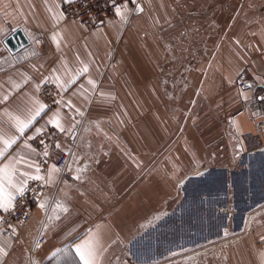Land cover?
<instances>
[{"label": "crops", "instance_id": "crops-1", "mask_svg": "<svg viewBox=\"0 0 264 264\" xmlns=\"http://www.w3.org/2000/svg\"><path fill=\"white\" fill-rule=\"evenodd\" d=\"M69 1L0 0V136L16 141L0 162L23 155L38 165L29 139L37 129L53 127L49 121L54 117L88 158L81 182L68 183L59 171L52 173L34 209L33 224L47 233L41 264H82L75 248L85 240L96 245L98 264H128L136 247L147 244V228L163 209V186L186 184L195 175L205 179L213 170L226 174L221 206L230 202L233 208L227 215L218 211L217 235L205 233L203 242L182 249L225 243L228 260L222 264H264V116L237 115L242 99L262 94L254 84L264 81V0L216 2L229 13L218 36L219 56L198 81L202 94L191 97L187 115L192 126L197 124L195 108L201 98L208 100L205 88L212 90L216 110L209 117L216 126L209 124L198 135L174 130L164 116V90L156 78L162 43L178 31L176 11L188 0H128L120 15H108L93 28L65 20L62 8ZM19 29L30 46H47L46 53L23 65L4 46ZM204 44L209 51L212 41ZM242 71L252 84L237 89L233 83ZM48 84L60 89L61 100L52 109L45 107L21 135L14 118L24 119L44 105L38 91ZM19 167L36 175L34 168ZM236 175L246 186L241 207L231 201ZM156 200L159 205L147 211ZM9 210L0 209V217ZM179 210L178 217L185 209ZM230 232H237L235 242L213 240ZM191 235L181 236L189 243L185 237ZM0 249L7 253H0V264H32L26 249L2 233Z\"/></svg>", "mask_w": 264, "mask_h": 264}, {"label": "rangeland", "instance_id": "rangeland-1", "mask_svg": "<svg viewBox=\"0 0 264 264\" xmlns=\"http://www.w3.org/2000/svg\"><path fill=\"white\" fill-rule=\"evenodd\" d=\"M218 1L219 0H188L183 4L184 6L181 5L178 7L176 12L179 21V29L162 43L163 52L159 61L156 78L164 90V116L168 118L169 122L170 120L171 122L173 121L171 125H174V130H178V133L187 132L190 129L195 131L198 135L199 132L197 131H205L209 124H212L213 128L216 126L214 121H210V119H212L210 115H213L216 110L215 100L211 98V94L214 93L212 90L208 91L207 89L206 91L205 88L208 100L201 98L198 107L195 108V122L197 124L192 126V116L187 118V115L189 114L188 107L191 97L193 95L200 96V93L202 94V88L198 87V81H202V79L207 76L208 65L215 64L219 56L218 36L222 34L224 28L222 19L227 10L224 5H218L216 3ZM222 1L224 2L225 0ZM226 14L229 13L227 12ZM205 39L212 41L209 51H205ZM116 57L117 56L114 57L113 62H116ZM199 69L200 71L198 72ZM241 73H245V71ZM214 96H216V94H214ZM207 117L209 118L206 120ZM178 137L180 138L179 135ZM179 145H181V143H179ZM81 150L82 153H79L77 157H72L71 165L83 167L88 163L87 155L84 153L82 146ZM213 171L215 173L207 174L206 178L201 181L190 180L186 184L184 182L178 185L172 184L163 186V209L157 218L153 217L151 224H149L147 228V244L136 247L133 256L135 259L131 256L130 260L128 259V264H135V260L140 262L138 264H187V261H183L185 256L203 250L202 248H182L188 244L197 245L203 242L202 239L206 235L202 233L208 230L209 235H211L212 232L218 228L215 225H206L204 215L200 213V209L205 206L201 203V197L204 194L210 198L205 200L208 202L210 208L215 206L214 209L219 211V207L225 204L224 199L220 197L221 194L217 196L216 194L224 189L226 174L221 175L218 174L219 172L217 170ZM86 173L87 172L84 170V175L81 176V179L74 182H68L63 178L62 180L68 183L81 182ZM193 177H196V175ZM234 177L235 176H233V179ZM234 186L236 192L235 197L231 201H233L232 203L234 206L241 207L243 203L242 196L246 190L245 181L241 175H236ZM257 186L258 185H256V187ZM186 201L190 203V207H185L184 202ZM157 205H159V201L156 200L147 211ZM228 205L229 208L233 206H231L230 202H228ZM191 207L195 209V211L192 212L190 210ZM179 208L185 209L183 212L184 215L182 213L180 217H178V213H181ZM196 211L199 212L198 215H196ZM190 229L193 231L192 239L189 240V243H186L187 241L183 240L181 235L186 234ZM224 236L227 237L213 240L235 239L237 238V232L226 233ZM213 251L217 253L218 248H214ZM179 254L182 255L178 257L177 255ZM201 254L202 253H198L196 255ZM213 257L215 260L220 258L218 255Z\"/></svg>", "mask_w": 264, "mask_h": 264}, {"label": "built area", "instance_id": "built-area-1", "mask_svg": "<svg viewBox=\"0 0 264 264\" xmlns=\"http://www.w3.org/2000/svg\"><path fill=\"white\" fill-rule=\"evenodd\" d=\"M126 1L128 0H72L64 3L62 10L66 21H75L86 28H93L103 23L108 15L115 13L116 9L121 8ZM46 51L47 46L44 42L38 49L28 46L12 57L17 65H23L39 58ZM111 60V64L115 66L114 59ZM251 84L245 73L239 74L234 81V87L237 89H244ZM254 85L256 88H262V94L251 99H242L237 115L251 111L258 116H264V81ZM38 96L47 109H52L61 100L62 93L54 84H48L39 89ZM29 143L36 151V162L43 179L29 181L24 195H19L13 207L0 217V233L26 249L32 264H41L40 256L47 244V233L41 230L38 223L33 224V212L49 188V172L55 166L61 178L74 182L81 179L84 169L71 165L72 157L82 153L81 144L63 131L48 127L30 138ZM45 151H47L46 156ZM229 211V207H219V212L222 214L227 215ZM231 240L235 242L237 238ZM231 240L228 239L227 242ZM224 246L225 243L222 245L217 243L215 247L204 248L185 256L183 261H187V264L226 263L228 259ZM214 248H218L217 253L213 251ZM198 253L202 254L196 255ZM216 255L220 258L215 260L213 256Z\"/></svg>", "mask_w": 264, "mask_h": 264}, {"label": "snow or ice", "instance_id": "snow-or-ice-1", "mask_svg": "<svg viewBox=\"0 0 264 264\" xmlns=\"http://www.w3.org/2000/svg\"><path fill=\"white\" fill-rule=\"evenodd\" d=\"M116 13L117 15L121 14L119 7L116 9ZM87 71V67L82 69V73H87ZM71 83H75V80H72ZM89 83L93 84L92 81H89ZM93 87H95L94 84ZM44 108L45 106L40 104L38 107L29 110L28 115L24 119L15 117V127L17 131L23 135L25 130L32 124L33 120L39 116L42 111H44ZM49 123L58 131H64L59 118L54 117L49 121ZM36 131L37 133H41L42 130L37 129ZM15 142V139L11 137L4 138L3 136H0V144L3 145V147L0 148V158L5 157V152L10 149ZM58 146L59 145H57V147ZM44 155H47V151H45ZM20 165H23L26 168H34L36 175H31L22 171L19 167ZM56 171H58L56 168L50 170L49 180L52 178V173H55ZM39 172L40 167L23 155L7 160L6 162H0V209L7 211L13 207L15 194L20 196L24 195L27 190L26 185L28 180H42L43 177L39 175ZM21 177L24 179H20ZM40 207L43 208L44 205L41 204ZM64 210L67 211V209ZM75 251L82 264H98L96 245L92 240H85L82 243L77 244ZM0 253L7 255L6 252H3V249H0Z\"/></svg>", "mask_w": 264, "mask_h": 264}, {"label": "trees", "instance_id": "trees-1", "mask_svg": "<svg viewBox=\"0 0 264 264\" xmlns=\"http://www.w3.org/2000/svg\"><path fill=\"white\" fill-rule=\"evenodd\" d=\"M203 178H202V176H196V177H193L191 180H193V181H201ZM217 195H219V193L218 194H216V196ZM209 198V196L207 197V195L206 194H204V195H202V197H201V203L202 204H204L205 206L204 207H202L201 209H200V213H201V215H204V220L206 221V225H208V226H210V225H215V226H217L218 228L215 230V231H213L212 232V236H214V235H217L218 234V232H219V227H220V216H219V214H218V211H217V209H214L215 208V206H213V208H210L208 205V202H206L205 200L206 199H208ZM210 199V198H209ZM184 205H185V207H190L189 205H190V203H187V201L186 202H184ZM184 207V208H185ZM192 212L193 211H195V209H193L192 207H191V209H190ZM197 210V209H196ZM199 214V212L198 211H196V215H198ZM187 225H188V223H187ZM190 227H192L191 225H189ZM193 228V227H192ZM189 231H192V229H190ZM188 232V231H187ZM193 232V231H192ZM201 233V232H200ZM205 233H209V231L208 230H206L204 233H202V234H205ZM197 234H198V232H197ZM185 236H187V233L185 234ZM185 238H189V239H192V235L191 236H189V237H185Z\"/></svg>", "mask_w": 264, "mask_h": 264}, {"label": "water", "instance_id": "water-1", "mask_svg": "<svg viewBox=\"0 0 264 264\" xmlns=\"http://www.w3.org/2000/svg\"><path fill=\"white\" fill-rule=\"evenodd\" d=\"M4 46L11 55H15L30 46V41L22 29L16 30L4 41Z\"/></svg>", "mask_w": 264, "mask_h": 264}]
</instances>
